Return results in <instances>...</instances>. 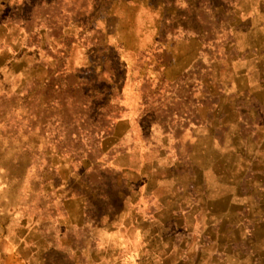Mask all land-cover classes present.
I'll list each match as a JSON object with an SVG mask.
<instances>
[{
	"label": "rangeland",
	"instance_id": "1",
	"mask_svg": "<svg viewBox=\"0 0 264 264\" xmlns=\"http://www.w3.org/2000/svg\"><path fill=\"white\" fill-rule=\"evenodd\" d=\"M147 226L264 243V0H0V260Z\"/></svg>",
	"mask_w": 264,
	"mask_h": 264
},
{
	"label": "crops",
	"instance_id": "2",
	"mask_svg": "<svg viewBox=\"0 0 264 264\" xmlns=\"http://www.w3.org/2000/svg\"><path fill=\"white\" fill-rule=\"evenodd\" d=\"M102 232H98L90 249L93 255L89 253L73 264H264V243H254V247L245 243L244 247L243 240H234L233 232L223 233L218 228H210L207 233L199 231L198 235L195 230L194 237L181 241L173 240L174 233L171 236L168 228L157 226H147L144 231L133 227L129 234L107 228ZM180 235L178 232L177 238ZM16 254L6 255L0 264H53L40 257H22L18 251Z\"/></svg>",
	"mask_w": 264,
	"mask_h": 264
}]
</instances>
